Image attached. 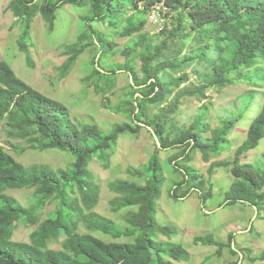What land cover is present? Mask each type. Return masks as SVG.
I'll return each mask as SVG.
<instances>
[{
  "label": "trees",
  "instance_id": "16d2710c",
  "mask_svg": "<svg viewBox=\"0 0 264 264\" xmlns=\"http://www.w3.org/2000/svg\"><path fill=\"white\" fill-rule=\"evenodd\" d=\"M9 4L13 14L23 19L22 50L28 39L27 26L36 13L51 29L63 5L82 8V31L75 41L62 44L69 55L66 63L71 64L80 52L90 48L94 50L90 78H94L97 89L100 82L103 93L110 91L121 71L130 80L125 96L111 107L127 120L103 131L95 124L72 121L65 104L25 83L0 59V120L7 135L33 149H58L72 156L65 168L25 166L0 144V264H172L165 257L186 260L188 253L183 246L169 241L177 229L154 220L155 199L164 180L155 153L141 169H129L132 174H144L142 184L125 179L108 182L111 190L122 192L108 200L109 209L115 212L128 208L122 215L124 225L94 211L98 184L86 165L95 157L105 163V155L119 135H136L145 127L155 139L156 148L179 149L167 158L173 170L181 174V179L173 182L171 195L179 198L195 189L201 200L206 199L209 192H203L200 177L186 162L194 151L206 160L210 154L228 148L231 141L226 135L260 100L255 91L264 82V67L260 65L264 62V0H11ZM156 4L165 7L166 21L160 30L151 32L145 27L151 24L149 14ZM100 22L102 27H96ZM116 38L126 39L119 50L123 61L105 65L117 53ZM27 62L31 65L29 58ZM254 73L257 81L253 80ZM240 81L249 83L252 89L240 95L237 114H227L219 126L209 127L205 120L208 107L204 105L180 129L164 128L165 123L172 124L185 98L202 100L207 90ZM263 137L264 96L228 163L232 179L224 193L225 205L262 208L264 156L261 165L241 162V158ZM215 166L219 163L212 162L209 168ZM22 188L33 189L27 205L4 192ZM49 201L56 207L40 220V210ZM19 221L36 224L29 242L11 240ZM90 231L114 239L130 237L131 241H104ZM59 235L64 236L60 247L48 248L47 243ZM156 235L167 240H158ZM232 236L228 234L226 243L210 233L194 235L192 240L216 246V251L227 247L237 254ZM251 260L264 261V247Z\"/></svg>",
  "mask_w": 264,
  "mask_h": 264
},
{
  "label": "rangeland",
  "instance_id": "374dc122",
  "mask_svg": "<svg viewBox=\"0 0 264 264\" xmlns=\"http://www.w3.org/2000/svg\"><path fill=\"white\" fill-rule=\"evenodd\" d=\"M10 2L11 0H0V59L8 64L14 74L42 94L65 104L74 122L95 124L99 129L109 131L113 123L127 120L111 109L119 103L120 98H123L128 90L127 83L130 79L125 72L121 71V74L116 76L112 89L103 93L101 91L103 84L99 82L97 89L94 78H90L94 50L87 48L80 52L71 64L66 63L69 55L64 53L62 44L75 41L82 31L79 15L83 9L63 5L57 10L51 29H48L47 22L41 15L36 13L27 26L28 39L25 41V50H22L23 19L13 14L9 7ZM165 21L164 17L161 25ZM101 24L102 22L96 27L101 28ZM145 28L153 32L157 27L147 23ZM125 41V38L115 39L117 53L110 56L104 62L105 65L113 61H123L119 50ZM75 51L74 48L73 52ZM27 58L30 59L31 65L28 64ZM260 65L264 67V62ZM187 71L191 72V68ZM257 75L261 73L257 72ZM256 77L254 73V81H257ZM250 89L252 86L249 83L240 81L224 88L209 89L206 91L207 97L202 100L185 98L178 113L172 117V124L165 123L164 128L180 129L188 124L204 105L208 107L205 120L209 127L219 126L227 114H237L238 111L236 112L235 109L239 104L240 95ZM255 92V96L260 100L249 107L243 119H240L226 135L231 141L229 147L217 155L210 154L206 160H203L199 151H194L190 155V160L186 162L200 177L204 186L203 192H209L206 199L201 200L195 189L189 190L183 197L174 198L171 195L173 182L180 180L181 174L173 170L175 167L167 161V158L172 153H177L179 149H163L159 146L156 148L155 139L143 127L136 135L130 133L119 135L112 149L105 155V163L96 157L87 163L86 166L98 184L94 211L119 225H124L122 215L128 208L115 212L109 209L108 200L122 192L111 190L108 182L125 179L142 184L145 179L144 174H132L129 169H141L151 154L155 153L164 180L155 199L154 220L158 225L175 227L177 234L169 241L180 243L188 253V258L184 261H176L168 257L165 259L170 260L172 264H230L236 260L238 264H264V261L251 260L264 247V204L262 208L258 207L259 209L256 210L246 204L223 203L224 193L232 179L227 171L228 163L234 149L244 138L250 118L258 111L264 96V82ZM203 134L208 135L207 132ZM0 144L17 162L25 166L43 164L52 168H65L72 161V156L67 152L58 149H33L23 140L10 138L2 120H0ZM263 156L264 137L254 149L242 156L241 162L261 165ZM212 162H218L219 166L211 170L209 165ZM32 190V188L6 189L4 192L13 196L20 204L27 205ZM182 190L184 188L178 190L177 195H180ZM55 207L54 201L47 202L40 210L39 219L48 217ZM35 226L36 224L24 221L15 223L11 240L29 242ZM80 230L87 231L84 228ZM90 233L104 241H131L130 237L114 239L99 231H90ZM206 233L212 234L215 240L225 243L228 242V234L232 233L231 243L237 254L230 253L227 247L216 251V246L193 242L194 235ZM63 238V235H59L57 239L50 240L47 247L58 249ZM156 238L167 240L162 235H156ZM150 264H154V261Z\"/></svg>",
  "mask_w": 264,
  "mask_h": 264
},
{
  "label": "built area",
  "instance_id": "2783aa9c",
  "mask_svg": "<svg viewBox=\"0 0 264 264\" xmlns=\"http://www.w3.org/2000/svg\"><path fill=\"white\" fill-rule=\"evenodd\" d=\"M165 7L162 4H156L152 6L149 14V22L157 27V30L161 28V21L164 18Z\"/></svg>",
  "mask_w": 264,
  "mask_h": 264
}]
</instances>
